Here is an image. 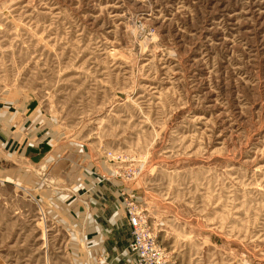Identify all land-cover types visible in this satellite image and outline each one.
Masks as SVG:
<instances>
[{
	"label": "rangeland",
	"instance_id": "1",
	"mask_svg": "<svg viewBox=\"0 0 264 264\" xmlns=\"http://www.w3.org/2000/svg\"><path fill=\"white\" fill-rule=\"evenodd\" d=\"M17 104L57 143L34 190L0 178V264H131L122 196L174 264H264V0H0V122Z\"/></svg>",
	"mask_w": 264,
	"mask_h": 264
},
{
	"label": "crops",
	"instance_id": "2",
	"mask_svg": "<svg viewBox=\"0 0 264 264\" xmlns=\"http://www.w3.org/2000/svg\"><path fill=\"white\" fill-rule=\"evenodd\" d=\"M32 114L33 111L26 104H17V110L13 113L12 120L8 123L0 122V178L3 181L11 179V181H16V183H25L27 186L33 187L34 190L38 176L35 171L30 170L28 167L35 166L46 158L47 153L45 155L40 153L42 146L45 145L48 148L47 152H51L57 142L54 141V137L43 135L47 134L46 131L42 132V135L40 134L43 128L33 120ZM36 150H39L38 154L35 153ZM12 163L15 164L13 165ZM22 163L26 165V170L22 169ZM48 199L49 208L56 209L60 217L63 216L65 218L67 216V220L74 222L75 226H80L81 228L83 226H92L97 229L96 231L92 230L91 234H89L92 240L90 246H94L96 243L99 244L103 241L102 238L107 239V235L104 238L100 230L102 228L101 218L104 217L101 216L98 220L90 216L82 217L83 207L76 198L71 197L69 205L65 194H61L56 198L49 197ZM120 207L114 204L109 208V225H114V228L119 227L124 232L121 237L112 240L110 249L115 254L119 253V249L123 248L129 239V227L121 210L122 207ZM99 208L102 207L99 205ZM66 211H69L68 215ZM114 216L116 217L115 219L112 218ZM127 234L128 236H125ZM92 250L94 249L92 248Z\"/></svg>",
	"mask_w": 264,
	"mask_h": 264
},
{
	"label": "built area",
	"instance_id": "3",
	"mask_svg": "<svg viewBox=\"0 0 264 264\" xmlns=\"http://www.w3.org/2000/svg\"><path fill=\"white\" fill-rule=\"evenodd\" d=\"M120 206L129 227V239L120 255L131 264H174L159 244L145 211L128 196L121 197Z\"/></svg>",
	"mask_w": 264,
	"mask_h": 264
}]
</instances>
